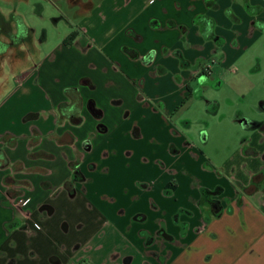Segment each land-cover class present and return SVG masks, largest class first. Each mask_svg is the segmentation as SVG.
<instances>
[{
  "label": "crops",
  "instance_id": "obj_1",
  "mask_svg": "<svg viewBox=\"0 0 264 264\" xmlns=\"http://www.w3.org/2000/svg\"><path fill=\"white\" fill-rule=\"evenodd\" d=\"M65 1L53 50L2 39L0 264H264V131L202 165L169 120L214 82L221 27L258 31L244 0Z\"/></svg>",
  "mask_w": 264,
  "mask_h": 264
},
{
  "label": "rangeland",
  "instance_id": "obj_2",
  "mask_svg": "<svg viewBox=\"0 0 264 264\" xmlns=\"http://www.w3.org/2000/svg\"><path fill=\"white\" fill-rule=\"evenodd\" d=\"M91 2H84L85 8ZM73 9L65 0H0V13L15 28L14 35L19 38L29 32V40L42 54L53 50L66 36L69 31L66 19L74 23L78 20ZM246 28L221 27L225 44L209 58L214 82L201 85L200 95L194 93L189 97L186 92L178 110L169 116L177 138L184 137V147L190 148L188 153L194 158L204 157L202 165L222 162L236 152L250 132L244 128L242 119H264V110L259 105L264 100V31L248 34ZM216 81L219 86H214ZM174 149L169 151L163 144L153 146L154 152L164 157L159 158L163 163L179 156L181 149L177 147L176 153Z\"/></svg>",
  "mask_w": 264,
  "mask_h": 264
},
{
  "label": "trees",
  "instance_id": "obj_3",
  "mask_svg": "<svg viewBox=\"0 0 264 264\" xmlns=\"http://www.w3.org/2000/svg\"><path fill=\"white\" fill-rule=\"evenodd\" d=\"M10 21H13V17L12 19L10 18ZM8 25V26H7ZM16 33L15 28L13 29V27L8 23L7 18L4 17L3 14L0 13V37H5L7 38L9 47L12 46V43H16L19 42V40L23 41V40H29L30 36H29V32L27 33V35L25 36H21V37H16L14 34ZM221 41V40H220ZM221 43V42H220ZM3 44V43H2ZM6 47H8L7 44H5ZM123 51L126 52L129 56L134 57L136 54L134 52V50L129 49L127 47H123ZM150 55H146L143 59L145 62L149 61ZM262 103V102H261ZM261 103L259 104L261 107ZM68 105L65 104H61L59 105L58 111L59 113L64 116L67 115L69 116L70 120H72L74 123H79L80 122V117L77 116L76 114L73 113L74 108H71L69 113H66L65 111V107H67ZM246 122H243V125H247V127L250 128H254V129H259L261 131H264V121H252V120H245Z\"/></svg>",
  "mask_w": 264,
  "mask_h": 264
},
{
  "label": "flooded vegetation",
  "instance_id": "obj_4",
  "mask_svg": "<svg viewBox=\"0 0 264 264\" xmlns=\"http://www.w3.org/2000/svg\"><path fill=\"white\" fill-rule=\"evenodd\" d=\"M243 2H244L243 4H244L245 13L248 16V25L251 26V28H253V29L256 28L258 31H264V23L259 21V20H256L255 18H253L254 17V13H255L254 6L250 4L249 0H244ZM2 43H3L2 42V38L0 37V52H2V51L5 52L7 50V47L4 46ZM259 69H260V67L258 68V70ZM209 70L210 69L208 68L207 73H209L208 72ZM204 71H206V70L204 69ZM263 83H264V78H263ZM260 103H261V107L260 108L262 110H264V100L260 101ZM242 120L244 122H246L245 119H242ZM241 123L243 124V122H241ZM246 127H247V125L246 126L244 125V128H246ZM73 176H76L75 171L73 172Z\"/></svg>",
  "mask_w": 264,
  "mask_h": 264
},
{
  "label": "built area",
  "instance_id": "obj_5",
  "mask_svg": "<svg viewBox=\"0 0 264 264\" xmlns=\"http://www.w3.org/2000/svg\"><path fill=\"white\" fill-rule=\"evenodd\" d=\"M205 70L207 71L208 70V67ZM19 202L21 203V205H24L27 201L26 200H20ZM34 225H35V227L38 228V225L37 224H34Z\"/></svg>",
  "mask_w": 264,
  "mask_h": 264
},
{
  "label": "water",
  "instance_id": "obj_6",
  "mask_svg": "<svg viewBox=\"0 0 264 264\" xmlns=\"http://www.w3.org/2000/svg\"><path fill=\"white\" fill-rule=\"evenodd\" d=\"M92 110L94 111L95 109H94V108H92Z\"/></svg>",
  "mask_w": 264,
  "mask_h": 264
}]
</instances>
